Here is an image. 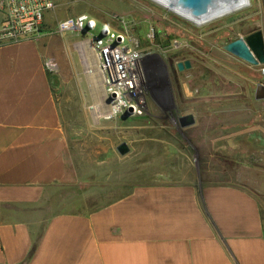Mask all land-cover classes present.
I'll use <instances>...</instances> for the list:
<instances>
[{
	"label": "crops",
	"instance_id": "1",
	"mask_svg": "<svg viewBox=\"0 0 264 264\" xmlns=\"http://www.w3.org/2000/svg\"><path fill=\"white\" fill-rule=\"evenodd\" d=\"M48 34L0 48V264H264L263 207L250 178L135 186L91 206L57 79L44 68ZM255 102L212 111L228 140L256 133L264 143V101Z\"/></svg>",
	"mask_w": 264,
	"mask_h": 264
},
{
	"label": "rangeland",
	"instance_id": "2",
	"mask_svg": "<svg viewBox=\"0 0 264 264\" xmlns=\"http://www.w3.org/2000/svg\"><path fill=\"white\" fill-rule=\"evenodd\" d=\"M249 1L244 9L196 27L148 0H55L56 9L45 20V31L54 30L55 24L67 17L87 14L98 26L123 34L134 46L139 65L140 81L129 99L138 104L140 114L127 109L105 120L94 112L99 103L96 93L103 83L88 38L53 32L46 38L50 59L57 67L51 75L57 79L53 90L61 121L71 139L82 187L92 207L119 198L135 186L179 184L196 177L212 182L250 178L251 186L259 192L264 221V143L256 133L250 140H228V131L218 130L214 119L217 114H212L219 107L259 105L253 93L259 83L264 86V80L256 76L264 67H251L246 97L241 101L192 96L182 84L190 74H177L180 96L172 72L177 63L188 61L197 71V84L205 85L225 75L224 67L228 66L236 73L229 78L240 89L243 76L238 71L239 63L221 47L249 32L264 34V0ZM86 52L99 78L88 75L83 58ZM128 111L131 117L123 123ZM185 116L195 119L191 129L196 134L191 143L184 139L187 133L180 123ZM123 144L128 153L120 156L116 149Z\"/></svg>",
	"mask_w": 264,
	"mask_h": 264
},
{
	"label": "built area",
	"instance_id": "3",
	"mask_svg": "<svg viewBox=\"0 0 264 264\" xmlns=\"http://www.w3.org/2000/svg\"><path fill=\"white\" fill-rule=\"evenodd\" d=\"M56 9L55 0H0V48L17 45L24 42L36 41L44 34L55 33L58 35L66 34H83L86 37L96 55H100L97 68L101 72L103 86H116L111 74L113 67V58H118L117 49H128L131 64L136 66L133 74L130 75L136 79L134 88H129L123 96L132 98L136 93L137 84L139 82V65L134 52V46L127 43L126 37L107 26L100 25L98 22L87 14H79L73 17H67L55 24L54 30L45 31V20ZM44 68L47 73H55L57 67L50 58L44 60ZM264 74V69H260V74ZM107 79V85L106 80ZM108 88V87H107ZM110 94V93H109ZM112 96V94H110ZM130 100V99H129ZM131 101V100H130ZM134 103V102H132ZM114 104L112 97L111 105ZM137 112L130 107H124L119 111L124 112L130 110L132 114H140L139 107L136 103ZM118 114V115H119Z\"/></svg>",
	"mask_w": 264,
	"mask_h": 264
},
{
	"label": "water",
	"instance_id": "4",
	"mask_svg": "<svg viewBox=\"0 0 264 264\" xmlns=\"http://www.w3.org/2000/svg\"><path fill=\"white\" fill-rule=\"evenodd\" d=\"M165 3L170 4L180 13L189 17H202L209 13L219 12L221 10L235 11V7L245 6L246 0H162ZM85 31L82 35H86ZM221 50L235 59L249 65L252 68H257L264 65V42L260 31H255L245 38L234 37L231 41L225 43ZM184 67L189 68V62H184ZM183 69L181 64H178V70ZM254 100L264 101V86L256 85L254 89ZM112 99L108 98L106 101V108L109 109ZM125 112L122 117V122L125 123L131 114ZM191 116H185L180 119L181 127H186L192 124ZM190 120L189 122L185 121ZM120 156H124L128 153L127 147L123 144L117 149Z\"/></svg>",
	"mask_w": 264,
	"mask_h": 264
},
{
	"label": "bare ground",
	"instance_id": "5",
	"mask_svg": "<svg viewBox=\"0 0 264 264\" xmlns=\"http://www.w3.org/2000/svg\"><path fill=\"white\" fill-rule=\"evenodd\" d=\"M156 5H158L159 7H161L162 9H164L165 11L175 15L176 17L180 18L181 20L192 24L193 26L196 27H200L203 25H207L215 20L221 19L227 15H230L234 12H237L241 9L246 8L250 3L249 0H246L245 6L243 7H235L233 9H235V11L231 10H221L219 12H215L214 13H209L206 16H202V17H189L187 15H184L182 13H180L179 11H177L174 7H172L170 4L163 2L162 0H148ZM90 54V53H89ZM87 52L86 54L83 53V58H84V64H86V66L88 67V75H90L91 79L94 77L99 78V74L96 71L95 74V66L93 67V65H91L90 62V55ZM94 54V62L100 60V55H96L95 52H93ZM116 54L118 55V58H113V67L111 68L112 72V76L114 79V81H116V86L112 87V85H107V79L106 80V90L105 87H101L100 85V92L96 93V97L99 99V103L96 104V106L94 107V112L96 114V116L98 117H102L105 120H111L113 119V117L117 116L119 114V111L122 110L124 107H130L132 109H134L135 112H137L136 110V106L134 103H132V101H130L128 98L124 97L123 94L128 91L129 88H134V85L136 83V79H134V77H132L130 75L133 74V71H135L136 66L131 64L132 59L130 60L129 57V51L128 49H122L119 48L117 49ZM97 70V69H96ZM101 74V72H100ZM140 81V80H139ZM103 83V82H102ZM108 87V88H107ZM101 88H104V92L102 91ZM139 89V88H138ZM96 90V89H95ZM100 93V94H99ZM112 94V96L110 94ZM114 97V104L110 109L106 108V105L104 104L102 106V100L103 98L107 99ZM140 103V102H139ZM146 104V103H145ZM138 105V104H137ZM101 106L103 108H101Z\"/></svg>",
	"mask_w": 264,
	"mask_h": 264
},
{
	"label": "flooded vegetation",
	"instance_id": "6",
	"mask_svg": "<svg viewBox=\"0 0 264 264\" xmlns=\"http://www.w3.org/2000/svg\"><path fill=\"white\" fill-rule=\"evenodd\" d=\"M250 34H252V33L249 32V33L244 34V35L239 36V37L245 38ZM232 39H230L229 41H231ZM232 58H234V57H232ZM235 60H237V59H235ZM184 62L177 63L175 68L172 67L174 82L177 85V88H178L177 92L180 96H183V94H182L181 89L179 88V80L177 78V74H185V75L190 74L191 75V73H192L193 75H191V76L187 75L186 79H184L182 81L183 82L182 84L188 88V90L192 96H195V97H216V96H218V97L219 96L220 97H229V98H233V99H231L233 101H241V100H243V98L246 97V92H247V90H246V86H247L246 78L248 80H250V77H251V67L249 65L237 60V62L239 63L238 71H241L242 76H243V83L240 84V89H237L236 83L232 79L229 78V77L235 76V73L231 70L230 67H228V66L224 67L225 75H220L219 79H217L216 82L211 83L212 82L211 81L210 83H207L205 85H203V84L198 85L197 80H195L196 76H194V74L197 72L194 69V66L189 62V68L186 69L184 67ZM178 64H181L183 67V69L181 71L178 70ZM256 76L261 78L262 74H260V72H258V75H256ZM259 84L262 85V83H259ZM212 85H216V89H212ZM241 106H246V105H241ZM191 117H192L191 118L192 124H190L186 127H182V129H184L187 133V134H184L185 135L184 139L189 143H191V141L194 139L195 134H196L191 129L195 124V119L193 118V116H191ZM189 121L190 120H188V121L186 120L185 123L189 122Z\"/></svg>",
	"mask_w": 264,
	"mask_h": 264
},
{
	"label": "trees",
	"instance_id": "7",
	"mask_svg": "<svg viewBox=\"0 0 264 264\" xmlns=\"http://www.w3.org/2000/svg\"><path fill=\"white\" fill-rule=\"evenodd\" d=\"M263 223H264V221H263Z\"/></svg>",
	"mask_w": 264,
	"mask_h": 264
}]
</instances>
